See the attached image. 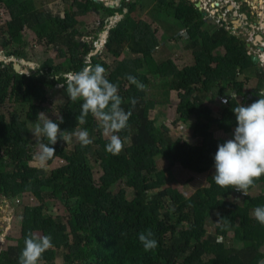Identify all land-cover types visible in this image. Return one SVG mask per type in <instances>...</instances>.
Here are the masks:
<instances>
[{"label":"trees","instance_id":"16d2710c","mask_svg":"<svg viewBox=\"0 0 264 264\" xmlns=\"http://www.w3.org/2000/svg\"><path fill=\"white\" fill-rule=\"evenodd\" d=\"M63 1L69 5L64 15L30 10L22 0H0V9L5 8L10 16L0 25V48L7 50L29 28L39 41L56 45L65 56L60 66L48 59L31 73L17 72L14 65L7 66L0 58V199L19 202L18 197L31 196L38 203L23 207L20 238L5 256L0 255V264H19L29 231L52 237L53 247L42 254L38 264H54L58 257L63 264H259L264 259V225L251 217L246 205L250 201L264 205V193L253 191L264 176L254 181L245 196L234 188L216 185L213 175H208L206 185L188 198L167 186V175L174 166L196 175L209 172L214 167L218 144L222 143L214 139L212 129L229 133L237 124L232 108L259 99L264 70L251 62L245 42L226 29L228 24L223 21L211 32L201 30L204 19L190 0H159L158 4L171 10L175 20L188 22L186 48L191 50L194 63L178 68L170 58L154 57L161 46L158 26L133 17L138 5L148 7L147 2L122 0L127 12L109 28L104 47L113 61L101 65L109 81L118 85L121 107L132 110L128 127L118 133L122 141L128 139L130 143L108 161L94 133L97 120L89 114L86 123L77 125L81 101L71 102L66 85L58 86L64 81L54 79L53 74L79 71L86 60L92 65L100 62L102 55H89L95 50L93 44H83L71 31L78 15L86 11L87 1L109 7L94 0ZM110 11L111 15L117 11L123 14L120 8ZM126 50L133 57L120 60ZM7 53L22 52L17 49ZM247 70H255L257 76L252 90H245L237 77ZM129 74L145 86L143 90L128 81ZM149 76L162 80L166 99L168 91L177 93L175 119L196 127L194 136L200 139L197 144L171 137L164 124L150 117L156 106L166 101L148 95ZM227 86L232 87L233 98L229 95L218 117H213L205 103L225 96L226 90L230 93ZM57 87L66 98L62 105L50 98ZM132 97L138 101L135 108L129 102ZM47 104L56 106L63 117L59 125L62 131L71 133L78 126L93 136L90 145L82 147L77 142L71 150L58 138L55 145H50L55 147L56 155L45 163L60 160L64 165L49 174L28 162L32 156L30 125L36 123L39 112L48 110ZM41 140L48 143L44 137ZM90 159H95L101 170L97 181L88 164ZM160 159L167 162L166 168L158 167ZM211 200L216 201L214 209L219 218L213 221L209 233ZM49 202L58 204L65 222L45 215ZM148 229L154 233L158 247L145 251L138 237Z\"/></svg>","mask_w":264,"mask_h":264},{"label":"rangeland","instance_id":"374dc122","mask_svg":"<svg viewBox=\"0 0 264 264\" xmlns=\"http://www.w3.org/2000/svg\"><path fill=\"white\" fill-rule=\"evenodd\" d=\"M26 6L30 9H39L44 11H51L53 14H64V10L69 8V5L65 3L63 0H22ZM130 0H126L128 2ZM134 1V0H131ZM147 2L148 7L141 8V5H138V11L133 14V17L136 20H144L148 23H155L159 31L157 33V37L161 43L159 49L154 53V57L156 59H166L170 58L178 68H182L186 65H191L194 63V57L191 54V50L186 48L188 44V35L186 34L187 23L186 21H177L173 17V13L164 5L159 3V0H145ZM192 2H199V0H190ZM205 3H201L200 9V18L204 19V25L201 30L205 31H213L217 28L218 22H220L219 12L214 14H207L206 9H211L210 5L215 2L220 3L223 7L221 12H224L227 9V6L230 7V12L225 16L226 24L231 23L234 19L239 21L240 23L234 24L233 27L227 25V28L231 33L241 38L246 45L247 53L250 52L252 55L257 51L255 45L257 42L261 41L255 37L257 35H264V10L263 14H260L261 5L264 0H235L236 2V10L234 3L232 0H201ZM82 2V1H81ZM109 9L101 8L95 2L87 1L86 11L83 12L82 15H78V23L75 28L71 31V34L74 38L80 40L83 44L84 42L92 43L96 49L92 53H98L100 56L99 64L105 63L110 64L113 61L111 55H107L104 50V40L106 36V32L108 30L109 25L116 24V18H112L109 20V23L106 22L101 26V22L107 18L111 17V5L112 3H116L113 8L114 11H117L120 6V11L124 14V7L122 5V0H103L102 1ZM83 3V2H82ZM200 3V2H199ZM259 3V4H258ZM262 3V4H261ZM121 4V5H120ZM210 4V5H209ZM154 8L153 7H156ZM76 7L73 8V10ZM78 8V7H77ZM98 8V9H97ZM233 8V9H232ZM238 8V9H237ZM94 9L98 10V13L95 12ZM118 16V15H117ZM10 18L7 10L5 8L0 9V25L4 24L6 20ZM43 18V15L41 16ZM224 21V22H225ZM228 22V23H227ZM234 22V21H233ZM195 23V22H193ZM23 37L19 40H14L9 44V47L6 49L0 48V58L4 60L7 66L21 64V68L19 72L31 73L36 71L41 65H43L48 59H52L54 65L60 66L63 64L65 56L60 54L59 49H57L56 45L47 44L45 41H39L36 37V34L29 28H25L22 31ZM95 36H98L97 38ZM250 45V46H247ZM263 45V44H262ZM19 49L20 55H8L7 52L9 50H17ZM103 50V51H102ZM66 53L67 49H66ZM102 53V54H101ZM124 57L132 58L133 56L126 50L124 54L121 56L120 60ZM90 63V61H87ZM256 67H259L256 65ZM262 70H264V66H262ZM65 69V68H64ZM66 70V69H65ZM142 73L145 70H140ZM238 80L244 83L245 90H252L257 83V76L255 74V70H247L237 74ZM225 95L230 97L233 95L232 87L227 86ZM264 89V88H263ZM165 86L163 87L162 80L157 76H149V86L147 93L150 97H155L156 99L166 101L162 106H156V108L150 113V117L155 119L156 121H160L164 124L171 137H180L191 144H197L200 139L194 136L195 128L191 123H186L182 120L177 121L175 118V107L178 102L177 93L175 91H168L167 99L165 97ZM164 96L163 98L161 97ZM50 98L54 100L55 103H59L60 105L66 102L65 95L60 91L59 87L55 88L50 92ZM218 103H217V102ZM206 107L210 110V114L213 117H218L219 109L222 104L216 98L212 100L206 101ZM46 110L44 113L48 115L52 120H58L59 110L56 106H52L51 104H47ZM35 124L30 125V129L34 128ZM233 128L229 133H226L220 129H212L213 137L217 141L225 142L227 139L232 138L234 133ZM96 140L98 144L103 145V151L106 154V158L109 161L113 154L106 152L105 146L108 143V139L105 136L103 129L100 127L98 121L96 130ZM90 138L93 139V136L90 135ZM31 143L29 145V149H31V158L28 160L29 165L32 167H36L37 169H42L46 174L59 169L64 165L60 160H55L51 165H46L45 161H40L35 157L36 152L38 151V146L36 142V138L34 134L30 132ZM78 141L73 137L71 142L68 144L64 141V145L68 150L72 149V146ZM129 140L126 139L123 141V145L129 144ZM89 167L93 173L94 180L97 181L101 176V170L99 169L98 163L95 159H90L88 161ZM167 162L164 160L158 161L159 168H166ZM215 167H213L209 172L196 175L186 170H182L179 166H174L169 170L167 175V186L177 189L180 193H182L185 197H190L197 189L202 188L206 185V177L208 175H214ZM255 193H264V181L253 189ZM130 197L128 194L127 197ZM16 199L3 200L0 199V255H4L8 248L14 247L17 244L18 239L20 238V221L22 216L23 207L25 206H36L38 203L31 196H21ZM208 205L212 206L213 212L211 214L210 224L207 226V231L209 233L212 232L213 229V221L218 217V210L214 209L216 206V201L211 200ZM249 214L251 217L253 216V211L257 207L256 203L250 201L248 205H246ZM46 216H52L53 218L60 217L63 218L65 222V214L62 212L57 203L49 202L48 208L45 211ZM182 227H179V230ZM40 235V234H39ZM230 238H232V232L230 234ZM264 251V247L262 248ZM54 264H63V261L60 257L55 259Z\"/></svg>","mask_w":264,"mask_h":264},{"label":"clouds","instance_id":"9594fccd","mask_svg":"<svg viewBox=\"0 0 264 264\" xmlns=\"http://www.w3.org/2000/svg\"><path fill=\"white\" fill-rule=\"evenodd\" d=\"M112 4L114 6L111 8L118 5ZM230 7L228 5L227 8L230 9ZM115 14L118 15V19L116 18V23H118L123 16L119 11ZM114 15L107 18L106 22H109ZM108 30L105 39L108 37ZM252 46H258V42ZM53 78L64 81L58 86L66 85V93L71 102L81 101V110L76 116L77 125L86 123V118L91 114L98 121L108 139L105 146L106 152L118 155L124 146L118 133L128 127L132 110L125 111L121 107L123 100L118 94V85L109 81L105 67L99 63L92 65L86 60L85 66L81 70L53 74ZM127 79L139 90L144 89L145 86L135 76L129 74ZM258 95L259 99L252 103L239 104L232 108L237 122L233 136L225 142L219 143L214 155L215 172L212 178L215 184L222 188H234L236 191L242 192L244 194L242 196L248 195V189L254 185V181L264 176V89H261ZM129 102L132 108H135L138 101L132 97ZM223 102L227 103V100L225 99ZM58 120L59 123L54 122L44 112H39L34 128L29 129L34 134L38 146L35 157L42 162L50 160L56 155L55 147L50 145H55L58 138L68 144L75 137L82 147L93 143L86 129L77 126L71 133L62 131L59 125L63 123V117L58 115ZM41 137L46 138L48 143H44ZM253 216L260 224L264 225V205L257 206L253 211ZM138 238L145 251L158 247V241L150 229L140 232ZM51 247L53 244L50 235H39L29 231L24 238L19 264H38L42 254ZM259 264H264V259L260 260Z\"/></svg>","mask_w":264,"mask_h":264},{"label":"built area","instance_id":"2783aa9c","mask_svg":"<svg viewBox=\"0 0 264 264\" xmlns=\"http://www.w3.org/2000/svg\"><path fill=\"white\" fill-rule=\"evenodd\" d=\"M207 1H209V0H207ZM200 2V3H199ZM199 2H197V3H199L200 5H201V3H205V2H203V1H201V0H199ZM196 2H195V4H197ZM259 4V3H258ZM262 4V3H261ZM210 5V4H209ZM234 5H235V7H237L236 6V2H234ZM202 6V5H201ZM210 7H211V9H206V12H207V14H214L215 13V15L219 12V17H220V21H223L224 22V15H222V16H220V12H221V9L223 8L222 6H221V4L220 3H217V2H215L214 4H212V5H210ZM201 9V8H200ZM238 9V8H237ZM263 10H264V2H263V4L261 5V11H260V14L262 13L263 14ZM109 22L107 21L106 22V24H108ZM219 23V22H218ZM111 27V25H109L108 26V29ZM263 37H264V35H263ZM104 42V44H105V42H106V39L103 41ZM260 42H258V45H260V46H262V44L260 43ZM256 45V44H255ZM256 53L259 55V58H260V63H261V65L262 66H264V52H259L258 50L256 51ZM93 53L91 52L89 55H92ZM248 55H251L250 54V52H248L247 53ZM254 54V53H253ZM216 99L219 101V102H221L222 104H225L223 101L226 99H228V96H217L216 97ZM237 192H240V191H237ZM241 193V195H244L242 192H240Z\"/></svg>","mask_w":264,"mask_h":264},{"label":"water","instance_id":"95a60500","mask_svg":"<svg viewBox=\"0 0 264 264\" xmlns=\"http://www.w3.org/2000/svg\"><path fill=\"white\" fill-rule=\"evenodd\" d=\"M95 1H99V0H95ZM111 6H114L113 4H111ZM196 7L198 8V9H200L201 8V5L199 4V3H197L196 4ZM256 39L257 38H259V39H261V41H259L261 44H263L262 46H260V45H258V46H256V49L259 51V52H264V37L263 36H260V35H257L256 37H255ZM247 46H250V45H247ZM253 47V46H252ZM250 60H251V62L253 63V64H255V65H258L259 66V70H261L262 69V67H261V65H260V59H259V55L257 54V53H255L254 55H251L250 56ZM14 68H15V70L17 71V72H19V69L21 68V64H15L14 65Z\"/></svg>","mask_w":264,"mask_h":264},{"label":"flooded vegetation","instance_id":"af4514ba","mask_svg":"<svg viewBox=\"0 0 264 264\" xmlns=\"http://www.w3.org/2000/svg\"><path fill=\"white\" fill-rule=\"evenodd\" d=\"M232 2L234 3L235 2V0H232ZM235 6V5H234ZM228 7V6H227ZM233 8H235V10H236V7H233ZM232 8V9H233ZM199 11H200V9H199ZM228 12H230V9H226L224 12H222L220 15H224V21H225V16L226 15H228ZM234 21V22H233ZM233 21H231V23H228V25L230 26V28H231V25H232V27H233V25L234 24H237V23H240L239 21H237L236 19H234ZM225 23H226V21H225Z\"/></svg>","mask_w":264,"mask_h":264},{"label":"crops","instance_id":"0c3cea01","mask_svg":"<svg viewBox=\"0 0 264 264\" xmlns=\"http://www.w3.org/2000/svg\"><path fill=\"white\" fill-rule=\"evenodd\" d=\"M121 5V4H120ZM119 8H120V6H119ZM229 9V8H228ZM97 13H98V10H95ZM127 12V9L125 8L124 9V14ZM124 14H121L122 16H124ZM220 16H222V15H220ZM260 44V43H259ZM171 92V91H170ZM217 102V101H216ZM218 103V102H217Z\"/></svg>","mask_w":264,"mask_h":264},{"label":"bare ground","instance_id":"6f19581e","mask_svg":"<svg viewBox=\"0 0 264 264\" xmlns=\"http://www.w3.org/2000/svg\"><path fill=\"white\" fill-rule=\"evenodd\" d=\"M113 18H117V19H118V16H117V14H116V15H114V16H113ZM258 40H259V38H258Z\"/></svg>","mask_w":264,"mask_h":264}]
</instances>
